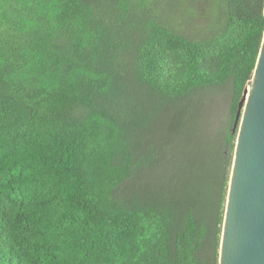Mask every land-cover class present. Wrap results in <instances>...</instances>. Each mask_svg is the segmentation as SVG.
Masks as SVG:
<instances>
[{"label": "trees", "instance_id": "1", "mask_svg": "<svg viewBox=\"0 0 264 264\" xmlns=\"http://www.w3.org/2000/svg\"><path fill=\"white\" fill-rule=\"evenodd\" d=\"M216 1L195 41L149 0H0V264H218L264 0Z\"/></svg>", "mask_w": 264, "mask_h": 264}, {"label": "water", "instance_id": "2", "mask_svg": "<svg viewBox=\"0 0 264 264\" xmlns=\"http://www.w3.org/2000/svg\"><path fill=\"white\" fill-rule=\"evenodd\" d=\"M232 132L236 141L218 264H264V34L252 78L237 104Z\"/></svg>", "mask_w": 264, "mask_h": 264}, {"label": "rangeland", "instance_id": "3", "mask_svg": "<svg viewBox=\"0 0 264 264\" xmlns=\"http://www.w3.org/2000/svg\"><path fill=\"white\" fill-rule=\"evenodd\" d=\"M149 6L153 15L159 17L163 24L180 23L184 29V34L195 38V41H205L209 38H220L224 29V19L216 0H197L196 3H190L183 0L182 9L176 7V1L171 0L167 5L164 0H149ZM184 14V17H183ZM216 97L211 98L206 108L213 110L216 120H229L230 97L226 90L216 92Z\"/></svg>", "mask_w": 264, "mask_h": 264}, {"label": "bare ground", "instance_id": "4", "mask_svg": "<svg viewBox=\"0 0 264 264\" xmlns=\"http://www.w3.org/2000/svg\"><path fill=\"white\" fill-rule=\"evenodd\" d=\"M250 87V86H249ZM249 87H248V91H249Z\"/></svg>", "mask_w": 264, "mask_h": 264}]
</instances>
